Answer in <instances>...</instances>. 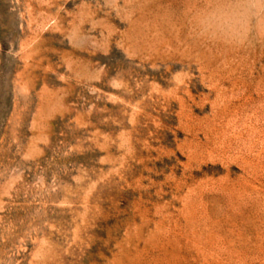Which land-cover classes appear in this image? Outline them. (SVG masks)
<instances>
[{"label":"rangeland","instance_id":"1","mask_svg":"<svg viewBox=\"0 0 264 264\" xmlns=\"http://www.w3.org/2000/svg\"><path fill=\"white\" fill-rule=\"evenodd\" d=\"M0 264H264V0H0Z\"/></svg>","mask_w":264,"mask_h":264}]
</instances>
